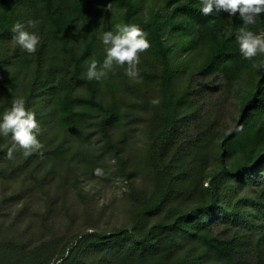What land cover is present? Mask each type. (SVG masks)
Listing matches in <instances>:
<instances>
[{
	"label": "trees",
	"instance_id": "1",
	"mask_svg": "<svg viewBox=\"0 0 264 264\" xmlns=\"http://www.w3.org/2000/svg\"><path fill=\"white\" fill-rule=\"evenodd\" d=\"M200 7L0 0V36L21 22L41 37L19 56L0 45V113L23 96L41 143L9 156L0 136V264H264V53L246 59L236 40L242 27L264 36V13L245 25ZM124 24L150 42L139 79L114 64L89 80L102 33ZM116 180L123 220L98 205Z\"/></svg>",
	"mask_w": 264,
	"mask_h": 264
},
{
	"label": "clouds",
	"instance_id": "2",
	"mask_svg": "<svg viewBox=\"0 0 264 264\" xmlns=\"http://www.w3.org/2000/svg\"><path fill=\"white\" fill-rule=\"evenodd\" d=\"M225 11L230 16L239 14L245 25H252L261 18L264 13V0H201L200 12L208 16L213 12ZM29 23H32L29 21ZM13 39L16 44L27 53H34L41 41V37L25 29L21 22L12 26ZM105 46V56L98 68L97 61L92 60L87 68L89 80H100L113 68V65L125 66V74L132 79H139L137 65L140 53L150 47L147 33L136 24H124L118 27V31H104L100 37ZM241 55L251 59L258 54L264 53V36L242 27L236 37ZM153 104L159 103L154 99ZM230 132L232 130H229ZM40 126L34 111L26 107L23 96L15 97L11 106L0 113V136L10 137L13 148L9 149L8 155L19 147L25 154L38 150L41 143L38 139ZM97 175H102L100 168L95 169Z\"/></svg>",
	"mask_w": 264,
	"mask_h": 264
},
{
	"label": "rangeland",
	"instance_id": "3",
	"mask_svg": "<svg viewBox=\"0 0 264 264\" xmlns=\"http://www.w3.org/2000/svg\"><path fill=\"white\" fill-rule=\"evenodd\" d=\"M13 36L14 35H1L0 45L7 42L6 44L11 48V54L19 56V53L24 52V50L16 44L15 40L13 39ZM210 85L211 88L209 90V93H212V97L214 98L220 95L219 93L224 89V86L219 78L211 80ZM231 102L232 99L222 102V108L226 112H232L233 104L231 105ZM141 139L142 138L138 139V143L136 145L137 149L139 150H142L144 148V146L141 145ZM134 149L136 150V148ZM123 186H125V182H120V180H116L110 182L108 187H105L99 193H97L98 205H107L109 207V212L115 214L116 220H123L124 217L123 208H125V205L121 201V196L123 194L122 192H124Z\"/></svg>",
	"mask_w": 264,
	"mask_h": 264
}]
</instances>
